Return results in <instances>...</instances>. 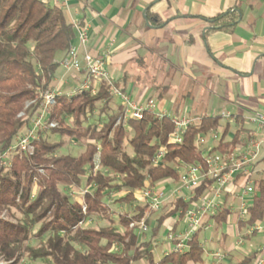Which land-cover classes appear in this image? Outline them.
I'll return each mask as SVG.
<instances>
[{
  "label": "trees",
  "instance_id": "trees-1",
  "mask_svg": "<svg viewBox=\"0 0 264 264\" xmlns=\"http://www.w3.org/2000/svg\"><path fill=\"white\" fill-rule=\"evenodd\" d=\"M240 12L238 8L220 14L211 23L232 30ZM75 38L77 31L63 8L41 0H0V154L31 124L43 102L42 94L52 88L59 61L68 55ZM114 85L127 92V76L114 80ZM166 89L160 91V101ZM179 114L181 106L174 116ZM123 116L124 108L110 94L107 83H101L96 93L57 97L50 120L57 121L58 127L49 133L57 134L59 141L51 143L42 135L35 143L34 155L16 156L12 167L0 169V216L13 209L21 215L16 222L0 217V264H203L206 252L199 240L202 229L188 242L186 253L170 249L159 261L154 258L153 240L167 220L177 214L185 217L213 181L202 182L188 201L174 200L172 208L156 219L150 239H145L147 233L137 226L130 227L141 219L150 225L148 214L152 210L148 205L136 206L133 215H118L117 222L109 218V225L102 228L97 229L94 221L107 211L106 197L113 192L121 195L118 203L132 205L137 191L163 182L178 183L182 166L205 164V154L196 145L200 135L217 130L219 144L210 154L231 153L243 130L248 132L244 118H235L240 128L234 138L229 137L231 124L217 116L191 126L183 142L175 144L170 140L174 132L170 117L146 113L142 120L124 121ZM130 131L132 136L128 138ZM65 138L84 143L85 151L79 156L60 154ZM126 145L132 154L125 150ZM163 149V159L155 164ZM98 153L102 169L94 171ZM84 187L92 190L78 199L71 196V190ZM255 190L247 216L238 221L239 231L264 222L263 178L256 180ZM229 216V210L223 208L211 219L221 227L228 223ZM256 259L257 252L249 253L238 264Z\"/></svg>",
  "mask_w": 264,
  "mask_h": 264
},
{
  "label": "crops",
  "instance_id": "crops-1",
  "mask_svg": "<svg viewBox=\"0 0 264 264\" xmlns=\"http://www.w3.org/2000/svg\"><path fill=\"white\" fill-rule=\"evenodd\" d=\"M47 3L63 8L71 23L83 22L89 34L88 51L93 55L110 53L108 71L117 75L113 76L115 81L127 76V92L134 99L145 101L142 97L148 88L139 89V71L132 77L130 69L137 71L155 54L171 70L167 90L172 87L176 91L165 98L171 102L170 107L158 110L174 115L181 106V113L199 116L226 111L234 119L242 117L245 121L253 113H264V0H48ZM238 8L239 20L232 30L211 23L220 14ZM159 22L163 25H158ZM77 44L75 38L73 45ZM136 62L138 66H133ZM124 67L128 70L119 74ZM86 78L85 73H66L60 66L52 88L61 91L62 85L83 82ZM137 89L140 91L135 93ZM178 90L185 91L179 99ZM209 95L218 98L212 100ZM221 102L227 103L225 109L220 107ZM234 119L222 121L231 124L230 138L240 128ZM245 126L248 132L254 128L250 124ZM246 134L243 130L238 141ZM218 144L219 141L209 140L208 147L212 149ZM260 164L264 166V158ZM236 189L231 187L230 191ZM236 201L237 207L233 205ZM224 202V208L235 215L236 229L238 220H243L240 200L228 194ZM213 214L208 212L203 229L211 227ZM178 223L174 226L179 227Z\"/></svg>",
  "mask_w": 264,
  "mask_h": 264
},
{
  "label": "built area",
  "instance_id": "built-area-1",
  "mask_svg": "<svg viewBox=\"0 0 264 264\" xmlns=\"http://www.w3.org/2000/svg\"><path fill=\"white\" fill-rule=\"evenodd\" d=\"M47 2L48 0H43ZM77 31V45H71L68 55L59 61V65L65 69L66 73L76 72L85 73L87 78L83 80L80 88H75L69 96L79 94L85 91L96 93L101 83H107L110 86V94L120 101L124 108V121L135 119L142 120L147 113H156L159 118L170 117L174 125V132L170 136L172 143L180 144L184 140V135L193 125H198L204 118L221 116L223 119H234L226 111L221 113H207L204 116L193 115L184 112L179 115H173L167 111L158 110L157 102L154 99L140 101L132 98L130 92H123L114 85V79L111 77L107 65L110 60V53L104 52L101 55H93L88 49L89 42L88 30L82 26L81 22L72 23ZM60 90L49 88L42 94L43 102L39 111L34 116L31 124L14 137L11 146L0 154V169H9L13 165V159L16 156H32L35 153V143L41 136L58 127V122L50 120L52 108L56 104L58 96L62 95ZM118 120V124L120 123ZM235 121V119H234ZM246 124L253 125L254 128L247 132L244 139L231 150V153L221 155L217 152L210 154L211 147H208L209 140L219 141L220 133L211 131L207 135H200L197 139V147L204 152L206 162L196 165H184L180 170L179 186L174 189L170 195H166L165 189L159 185L137 191L136 195L141 196V200L152 211H159L163 208L166 201L170 198L176 200L183 198L188 201L192 198L195 189L205 183L213 181L211 188L198 197L192 207L185 214L184 219L187 222V229L182 233L170 234L168 239L176 242L171 251L177 253H186L189 250L188 242L200 230L203 229V218L208 212H218L225 207L224 198L229 194L240 200L242 209L240 216L244 219L247 216V210L252 205L256 194L255 183L257 178L264 179V166L260 163L264 158V113L256 112L251 114ZM166 150H161L156 159L158 164L163 159ZM100 155H96L93 163V170H101ZM237 188L234 192L230 188ZM92 188L84 187L79 191L72 190L71 196H84ZM189 195L188 198L185 196ZM85 210V208H84ZM82 224V223H81ZM138 227L143 233H147L149 228L146 220L131 223L130 227ZM264 233V222L256 224L250 228V233ZM249 264H264V259H257Z\"/></svg>",
  "mask_w": 264,
  "mask_h": 264
},
{
  "label": "rangeland",
  "instance_id": "rangeland-1",
  "mask_svg": "<svg viewBox=\"0 0 264 264\" xmlns=\"http://www.w3.org/2000/svg\"><path fill=\"white\" fill-rule=\"evenodd\" d=\"M154 48L160 50V48L158 49V47H154ZM154 55L148 58L147 61L143 62L144 65H140V68L137 69V71L131 68L130 73L132 74L131 76L133 77L136 75L135 73L139 71L140 73V74L138 73V75H140L139 89L144 87L148 88L143 93V97H142L143 100H147L150 97V99L156 100L158 108L162 106L170 107L171 102L169 101V99H165V98H168L169 94H171L172 92L173 94L176 92L175 90L174 91L172 90V87L169 91L167 90L168 88H170L169 81L171 76V70H169L168 65L163 62V59L161 57ZM136 64L137 65L134 64L133 66H138L137 62ZM147 69H149L148 72L146 71ZM127 70L128 68L124 67L121 69V71H119V74H123ZM109 73L112 78L117 77V75H114L113 71L111 72L109 71ZM81 82H82L81 80L72 81L71 85L69 86L62 85L61 91L70 92L75 88H80L82 84ZM204 86L206 89H208L209 87L207 85L206 80L204 82ZM164 88H167L166 90L168 91V93L167 94L164 93V98L163 100L160 101L158 99V94ZM139 89H137L135 93H138L140 91ZM179 92L180 94L178 95L177 99L180 98L181 94L185 93V91L182 90ZM132 98L134 99L133 95ZM209 98L215 100L216 97L209 95ZM138 100H140V98ZM116 101L117 103H120V101L117 98ZM219 105L221 108L225 109L227 103L221 102ZM131 136H132V132L130 131L128 132V138H130ZM43 137H49L51 143H56L60 139L57 134L53 135L49 133V131L45 132V134H43ZM125 150L129 154L133 153L131 147L127 145L125 146ZM84 151H85L84 143L78 142L77 140H70L69 138H65V145L59 153L79 156ZM159 186L165 189L166 195H170L171 192L179 186V183L163 182ZM37 191L38 189L37 186L35 185L34 193L36 194ZM138 195L139 194L136 195L137 200L134 201L132 205L127 203H123V204L118 203L117 199L121 196L120 193L113 192L111 195H108L105 201V205L107 206L108 209L102 215H99L100 217H97V219H95L94 221L95 227H97L98 229L109 225V218H114L117 222L118 215L124 213L132 214L136 206L138 205L145 206L146 204L144 203V201L141 200V196ZM79 197L81 196L78 195L74 198L78 199ZM185 197L188 198L189 195H186ZM172 199L173 198H170L168 201H166L165 205L161 210L152 211L151 213L149 211V214L147 213L150 218V225H148V227L150 228L147 234L143 235L145 239L152 238L153 227L156 226V219L159 218L162 214H165L167 211H169L172 208L171 203L174 201ZM233 205L236 207L239 206L237 201L233 203ZM238 211L239 209L237 210V213ZM12 215H14V217H12ZM0 217L6 220L16 222L18 218L21 217V215L16 211V209H13L11 212L5 211ZM205 217L202 220L203 225H205ZM234 220H235V215L232 213L229 217L228 223H225L221 227H218L216 223L212 222L211 227L209 228L206 227V229H202V231L199 233V240L206 252L204 254L203 264H238L244 259V257L247 254L253 252H257V259H264V233L257 232V234L252 235L250 233V228H243L241 231H239V229H237L238 226L235 229ZM177 221L179 222L178 223L179 227L174 226V223ZM186 229H187V222L184 219V217H181L179 214H177V216H175L173 219L167 220L165 223H163V225L160 226L153 240L154 258L156 261L161 260L165 255V253H167L174 245L173 242L168 239V236L170 234L179 233L182 230L184 232ZM2 261L3 260L0 257V263H2ZM24 264H41V263L25 261ZM134 264H147V262L143 261Z\"/></svg>",
  "mask_w": 264,
  "mask_h": 264
}]
</instances>
